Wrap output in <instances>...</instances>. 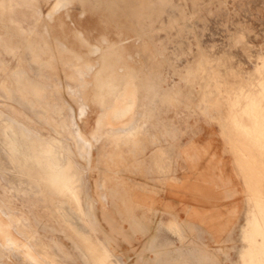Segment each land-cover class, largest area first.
<instances>
[{
	"label": "rangeland",
	"instance_id": "obj_1",
	"mask_svg": "<svg viewBox=\"0 0 264 264\" xmlns=\"http://www.w3.org/2000/svg\"><path fill=\"white\" fill-rule=\"evenodd\" d=\"M29 1L18 0L11 10H0V113L3 120L4 117L7 121L14 120L10 123L16 125V131H21L23 126L35 135L76 145L68 131L72 133L79 127L89 131L100 115L97 106L91 111L84 108L82 116L79 113V74L85 71V65L97 61L96 56H89L87 51L96 44L102 45L104 51L109 50L110 41L115 42L117 36L119 45L130 50L120 62L124 60L132 68L143 67L147 71L143 77H148L150 95L162 93L160 98L165 96L164 101L160 99L161 103L156 104L157 117L151 119V123L156 120V125L152 123L144 134L145 140H139V148L128 149L119 139L121 159L114 165L107 163L111 159L110 148L117 143L105 138L99 144L108 147L103 154L100 146L92 149L91 168L83 172L81 199L95 230L98 226L94 214L106 213L101 207L104 202L107 204L111 200L125 215L132 213L135 203L142 204V200L126 188L125 181L131 177L128 173L135 178L144 176V171L137 168L157 151L156 163L161 162V170L169 177L174 172L176 148L183 147L184 159L193 172L199 170L202 158H208L207 165L197 174L207 183L215 184L212 171L218 167L212 163L213 159L224 157L232 172L231 187L226 191L230 195H241V223L233 235L213 234V241L207 234H185V238L179 239L178 249H174L175 242L167 235V246L171 248L161 251H147L150 235L136 234L133 240L136 241L135 257H160L169 264H264V119L260 113L263 107L258 106L264 104V0H139L137 11L119 0H67L65 5L59 4L51 18L49 15L55 11L58 0H31L33 4ZM18 70H24L33 78L34 86H31L45 87L38 102L36 96L22 94L17 89L11 75ZM87 80L92 81L89 73ZM169 92L172 100L167 101L166 93ZM249 94L258 101L255 117L254 113L248 114L250 109L244 104L252 102ZM41 100L43 107L38 105ZM242 104L246 108L244 113L241 112ZM2 146L0 143V175L10 181L0 179L1 211L7 216L6 210L22 212L21 217L8 219L13 226H37L42 239L39 243L44 241L50 245L48 237L62 243L64 250L57 245L53 248L46 245L49 252L57 254L59 262L84 264V255L76 243L77 235L69 228L90 231L88 220L86 222L79 214L78 202H70L72 198L68 196L69 201L63 199L65 202L57 198L48 202L33 201L38 196H30L32 191L26 192L27 184H19L16 180L15 163L8 162L9 154ZM159 147L163 149L158 150ZM78 160L81 165L87 164L83 158L78 157ZM183 166L185 173V164ZM104 176L113 179L106 183L108 198L102 200L96 183ZM94 197L101 203L96 209ZM62 210L70 215L68 220L63 219ZM92 235L95 239L96 235L107 236L105 233ZM0 237L3 238L2 234ZM132 237L120 235L125 242ZM124 256L118 254V257ZM12 260L14 264L24 263L20 258ZM3 262L13 264L8 260Z\"/></svg>",
	"mask_w": 264,
	"mask_h": 264
},
{
	"label": "crops",
	"instance_id": "obj_2",
	"mask_svg": "<svg viewBox=\"0 0 264 264\" xmlns=\"http://www.w3.org/2000/svg\"><path fill=\"white\" fill-rule=\"evenodd\" d=\"M117 37L115 42L110 41L111 43L109 50L104 51L100 47L102 45L99 46L97 44L95 45L96 47H93H99V49L101 50L93 52V47L91 48V50H88V55L96 56L95 60L97 61H95L94 64L86 65L85 71L79 74V79H82H78V86H81H79V88L81 89V97L79 99L78 105L81 110L79 109V113L82 116L84 108L87 109V111H91L93 106L99 107L100 111L98 122H95L93 129L86 131L84 128L79 127L78 131H73L72 133L71 131H68V135L70 134L72 136L70 138H73V141L76 145L72 146L73 143H71L70 141H64L67 144L66 149L68 150L69 155L73 154L71 157L73 160V167L79 174L80 184H82V180L84 179L83 172H87V170L91 168L90 161L92 149L100 146L102 149V154L108 149V147L99 145L103 139L110 138L112 143H117L116 146L110 148L111 159L110 162L107 163V165H114L115 162L118 163L121 159V146L118 145L119 139H122L121 144L128 146V149L134 146L139 148V140H145L144 134L146 133V131H148L152 123L154 124V126L156 125V120L151 123V119L153 117H157L154 111L156 110V104L159 105L161 103L160 95H156V93H154L152 96L150 95V84L148 77H143L147 75V71H145L143 67L132 68L128 65L129 63L126 64L124 60H122L121 62L118 60L125 59L124 54L126 52H130V50H124V48L119 45ZM118 63L120 64L118 65ZM88 73L92 75V81L87 80ZM114 74L116 75L114 76ZM26 75L31 84L34 83L32 82L34 81L33 78H31V76L27 72ZM119 85L121 86L119 87ZM71 88L73 89V87ZM114 88L115 91H113ZM42 89L44 90V88ZM42 89H40L39 87V90L42 91ZM71 90L70 93L73 94ZM116 95L118 98L116 97ZM39 98L40 96L37 98V100H39ZM164 99L165 96L162 97L163 101ZM110 100H113L112 102L114 103L110 102ZM40 103L41 104L38 103V105L42 106L43 101ZM107 104L111 107H109ZM80 106H83V108ZM125 115H127L128 118L127 126L124 125L126 121ZM142 126L143 128H141ZM105 133L108 134L106 135ZM134 133L136 134L134 135ZM157 149L162 150L163 148L159 147ZM156 152L157 151L151 153L152 156L148 158V161H145L143 163V166L141 168H137L138 170L144 171V176L135 178L134 174L132 175V173H128V175L131 177H128L125 181L127 184L126 188L128 192L134 196H137L139 200H142V204L136 205L135 203L132 207V213H128L125 215L119 212L120 207H118L111 200L107 204L104 202L101 207L106 211V213H104V215L102 214V216H99L96 213L94 214L97 221L98 230H95L85 213L80 195L82 185L80 186L79 199L81 204H78V209H80L79 214L85 217L86 222L88 220V228L90 231L83 232L80 227L74 226L69 228L73 229L75 231V234L77 235L76 243L84 255V264H169L165 259H162L160 257L152 259L142 256L135 257L134 249L136 241L133 242V240L135 239L136 234L142 233L150 235V241L146 246L147 251H161L171 248L169 245L167 246V235H170V238L175 242L174 249H178V243L180 242L179 239H182V237L185 238V234H207L210 240L213 241L214 239L212 235L217 232H222L223 235H233L236 232V228L241 223L243 214V211L241 209L242 200L241 195H238L237 193L230 195L228 190L226 191V188L231 187L232 172L230 171L229 164L225 162L224 157H219L218 159L215 158L212 161L215 167H218L217 169H213L212 171V177L213 179H215V184H213L202 181L201 178H199L197 175L201 168L207 165V157L200 160L198 164L199 170L193 172V170H190L188 168V165L184 159L183 147L176 148L174 172L168 177L165 170H161V166L159 164L161 162H159L158 165L156 163ZM218 152L220 154V151ZM78 157L83 158L87 164L81 165L80 161L77 160ZM184 164L186 167L185 173H183ZM15 165L14 170L18 172V169H20L19 172H21L22 168H19V165ZM17 166L18 169L16 168ZM134 169L136 168L134 167ZM19 172L18 174H16L17 178L18 175L20 176ZM2 177L0 175V179ZM2 179L6 180L7 178ZM112 179V176H104L96 183V187L101 191L99 193V197L102 200L108 198L106 183L111 181ZM111 185L112 183L110 184V186ZM207 189L209 191H207ZM65 198L64 200L67 201L68 199ZM92 201L93 200L90 201L91 204ZM100 204L101 203H99V201L95 198L94 209L97 208V205L100 206ZM234 208L236 209L235 211L233 210ZM9 212L11 213L12 211L9 210L8 213ZM0 213L4 214L2 211ZM10 213L8 214L10 217H12L13 215V217L16 216L15 218H17V216H22L20 215L22 213ZM6 218H8L7 215ZM12 233L14 237V243L9 244L12 249L9 250V248H4L0 243V256H2L0 257L1 263L5 264L2 260H8L14 264L12 259L16 257V261L17 258H20L22 262L24 261L23 264H32V262L33 264H53L52 262H55L54 264H63L56 259V253H51L48 250H46L47 253H45L47 244L44 241H41L39 243L41 236L38 235L39 233L37 230V226H31L27 228L15 225L13 226ZM92 233H105L107 236L106 238H101V236L99 237L96 235L95 239L92 237ZM121 234L133 235L132 240L127 242L121 240ZM22 235H25L26 237H23ZM32 237L34 239H32ZM35 237L38 239L35 240ZM85 239H87L88 244L84 243L86 242ZM33 240L34 242H32ZM48 242H50V245L47 246L53 248V246L57 245L61 250H64V245L60 243L56 238L48 237ZM101 242L103 244L100 245ZM36 243L39 247L42 245L40 250L38 246L36 249ZM38 243L41 245H39ZM89 243L92 245H90ZM43 247L45 249H43ZM92 248L93 255L95 257L91 255L92 251L90 249ZM95 249H99L102 254ZM218 250L223 251L224 249L219 248ZM6 251L10 252L9 255H7ZM37 251L38 253H36ZM65 251L68 252V250ZM103 251H106V254H104ZM41 252L43 253L41 254ZM119 253H122L126 256L118 257ZM38 254H40L41 258ZM47 254L49 255V257L47 256ZM42 255L44 257H42ZM99 257L102 260H97ZM47 258H49V260H47ZM103 258H105V260ZM145 260L146 262H144ZM152 260L154 262H152Z\"/></svg>",
	"mask_w": 264,
	"mask_h": 264
},
{
	"label": "bare ground",
	"instance_id": "obj_3",
	"mask_svg": "<svg viewBox=\"0 0 264 264\" xmlns=\"http://www.w3.org/2000/svg\"><path fill=\"white\" fill-rule=\"evenodd\" d=\"M18 0H2L0 2V10H2L3 12H6L8 10H11L12 9V6L14 4L17 3ZM99 1V0H98ZM107 1V0H106ZM110 1V0H109ZM120 2L122 3H128L131 5L132 9L137 11V8H138V4L139 3V0H119ZM31 0L29 1V4H33V3H30ZM86 3V1H84ZM92 2V1H91ZM94 2V1H93ZM92 2V3H93ZM103 2V1H102ZM113 2V1H112ZM154 2V1H153ZM64 3H67V0H58V3L55 7V11L52 12L49 17L51 18L52 15L56 12V9H59V6L64 4ZM81 3V2H80ZM98 3V2H96ZM101 3V2H100ZM155 3V2H154ZM162 3V2H161ZM160 3V4H161ZM60 4V5H59ZM71 4V3H69ZM82 4V3H81ZM88 4H91V3H88ZM156 4V3H155ZM65 5V4H64ZM86 5V4H85ZM96 5V4H94ZM100 5V4H99ZM109 5V4H107ZM115 5V4H114ZM92 6V5H91ZM97 6V5H96ZM102 5L100 6H97V7H101ZM111 6V4H110ZM145 6V5H144ZM54 7V6H53ZM112 7V6H111ZM110 7V8H111ZM143 7V6H142ZM96 8V7H95ZM108 8V7H107ZM99 9V8H97ZM143 9V8H142ZM107 10V9H106ZM145 11V10H144ZM84 12V11H82ZM112 12V11H111ZM137 13V12H136ZM147 13V12H146ZM121 14V13H120ZM123 14V13H122ZM146 15V14H145ZM122 16V15H121ZM154 17V16H152ZM162 17V16H161ZM152 19V18H151ZM157 21V20H156ZM130 24V23H129ZM128 24V25H129ZM127 25V24H126ZM130 26V25H129ZM129 26H127L128 28H130ZM123 27H126L124 26L123 24ZM143 27V26H142ZM144 28V27H143ZM141 29V27H140ZM30 30V29H29ZM36 31V30H35ZM139 32V31H138ZM81 36V35H80ZM82 37V36H81ZM118 38V37H117ZM82 39V38H81ZM126 41V40H125ZM20 44V43H19ZM21 45V44H20ZM86 45V43H85ZM22 46V45H21ZM90 46V45H89ZM63 47V46H62ZM88 47V46H87ZM94 47H96L94 45ZM93 47V52H96L98 50H101L98 48H94ZM59 48V47H58ZM65 49V48H64ZM67 50V49H66ZM39 51V50H37ZM65 51V50H63ZM143 51V50H142ZM40 52V51H39ZM62 52V51H61ZM100 52V51H99ZM98 52V53H99ZM139 52V50H138ZM63 53V52H62ZM66 53V52H65ZM15 55V54H14ZM92 55H95V54H92ZM76 58V57H75ZM79 58V57H78ZM119 58V57H118ZM25 60V59H24ZM80 60V59H79ZM120 61V59H118ZM4 62V61H3ZM2 63V62H1ZM112 63V62H111ZM116 64V63H115ZM120 63H118L119 65ZM114 65V63H113ZM86 66V65H85ZM116 66V65H115ZM88 67V66H87ZM114 67V66H113ZM120 68V67H119ZM116 70V69H115ZM120 70V69H118ZM92 71V70H91ZM90 71V72H91ZM111 71V70H110ZM117 71V70H116ZM123 71V69H122ZM119 72V71H118ZM139 73V72H138ZM141 73V72H140ZM158 73V72H157ZM111 74V73H110ZM116 74H114L115 76ZM12 79L13 81L17 84V87H18V90L23 93V94H26L27 93H30L32 96H36L37 98L40 96L41 98V93L43 91L39 90V87L35 88L33 86H31V82L29 81V79L27 78V75H26V72L24 70H18V71H15V74H12ZM157 78V77H156ZM79 80H82V79H79ZM116 80V79H115ZM156 80V79H155ZM126 81V80H124ZM139 81V80H137ZM33 82V81H32ZM116 82V81H115ZM128 82V81H127ZM261 82H262V79H261ZM124 83V82H123ZM137 83V82H136ZM156 83V82H155ZM159 83V82H158ZM264 83V82H263ZM122 84V83H121ZM153 84V83H152ZM157 84V83H156ZM38 86V84H36ZM114 85V84H113ZM124 85V84H123ZM161 85V84H160ZM49 86H52V85H49ZM116 86V85H115ZM118 86V85H117ZM121 85H119L120 87ZM128 86V85H127ZM263 86V85H261ZM264 87V86H263ZM34 88V89H33ZM45 88V87H44ZM256 88V87H255ZM41 89V87H40ZM53 89V88H51ZM264 89V88H263ZM115 91V88L114 90ZM152 91V90H151ZM165 91V90H164ZM248 91H251V90H248ZM263 91V90H262ZM252 92V91H251ZM250 92V93H251ZM254 92V91H253ZM260 92V91H259ZM149 93V92H148ZM5 95H8L10 96L11 93L10 92H4ZM43 94V93H42ZM116 94V93H115ZM151 94V93H150ZM162 94V93H161ZM160 94V95H161ZM253 94V93H252ZM20 95V94H19ZM170 95V92L169 93H166V100H172L171 97L169 96ZM240 95V94H239ZM149 96V95H148ZM261 96V94H260ZM25 97V95L23 96ZM35 97L36 101L38 102L39 100H37V98ZM117 97V95H116ZM249 100L251 99L252 102H247V103H244L246 107H248L250 109V113H248L249 115H251V113L253 114L255 112V108H256V103L258 102H255V96H252L249 94ZM46 98V97H45ZM118 98V97H117ZM120 98V97H119ZM149 98V97H148ZM240 98V97H238ZM24 99V98H23ZM76 99V98H75ZM101 99V98H100ZM107 99H108V96H107ZM113 99V98H112ZM162 99V98H160ZM262 97L259 99L261 100ZM150 100V99H149ZM159 100V99H158ZM165 100V99H164ZM43 100H41L42 102ZM113 101V100H112ZM110 100V102H112ZM109 102V104H110ZM40 103V102H39ZM44 103V101H43ZM48 103V102H47ZM46 103V104H47ZM114 103V102H112ZM111 103V104H112ZM163 103V101H162ZM261 103V102H259ZM41 104V103H40ZM85 104V103H84ZM102 104V102H101ZM138 104V103H137ZM229 104V103H228ZM227 104V105H228ZM108 105V104H107ZM44 106V104H42V107ZM87 106V105H86ZM102 106V105H101ZM109 106V105H108ZM147 106V105H146ZM242 106V109H241V112L244 113L245 111V106L243 107V104L241 105ZM258 106H262L263 109L261 110L262 112L260 113H263V116L264 117V104L263 105H258ZM83 108V106H80ZM103 107V106H102ZM111 107V106H109ZM138 107V106H137ZM152 107V106H151ZM49 108V107H48ZM87 108V107H86ZM153 108V107H152ZM46 109V108H45ZM103 109V108H102ZM107 109V108H106ZM144 109V108H143ZM151 109V108H150ZM238 109V110H240ZM258 109V108H257ZM256 109V110H257ZM261 109V107H260ZM13 110V109H12ZM81 110V108H80ZM237 110V111H238ZM32 111V110H31ZM63 111V110H61ZM253 111V112H252ZM17 112V111H15ZM148 112V111H147ZM155 112V111H154ZM247 112V110H246ZM156 113V112H155ZM236 113V112H235ZM240 113V114H242ZM260 113H259V116H260ZM16 114H19V113H16ZM151 114V113H149ZM20 115V114H19ZM18 115V116H19ZM38 115V114H36ZM103 115V113H102ZM134 115V114H133ZM156 115V114H155ZM254 117H255V113L253 114ZM8 116V115H7ZM127 115H125V126L128 125V118H126ZM258 116V117H259ZM147 117V116H145ZM236 117V116H235ZM262 117V120L264 119ZM10 118V117H9ZM40 118V117H39ZM43 119V118H42ZM48 119V118H47ZM149 119V118H148ZM9 121H7L4 117V120L2 119V115L0 113V143L1 145H3L2 147H4L7 151V153L9 154V158H7V160H9L8 162H10L11 164L15 163L16 165H19V168H22L21 172H19L20 169H18V166L16 167L18 169V172L20 174V176L18 175V178H16V180L18 179L19 181V184H27V193H31L32 191V194H30V196L34 197V196H38L36 199H34L33 201H35L37 203V201L39 202L40 200L41 201H50L49 199H62L61 201H64L63 199L67 196H69L70 198H72V202L75 201L76 203L78 202V204L80 203V197H79V192H80V178H79V174L78 172L75 170V168L73 167V160H72V155H69L68 153V150L66 149V146L67 144L64 142V141H59L58 139H55V138H50L48 139V137H42L41 135H35V132L34 134L29 131L28 129H25L22 128H18L20 129L21 131H16L15 129H17V127H15L16 125H12L11 123L14 121L13 119H8ZM10 120H13L12 122ZM67 120V119H66ZM65 120V121H66ZM69 120V119H68ZM132 120V119H131ZM235 120V119H234ZM49 121V120H48ZM144 121V120H143ZM255 121V120H254ZM261 121V120H260ZM259 121V122H260ZM11 122V123H10ZM16 122V121H15ZM55 122V121H54ZM62 122V121H61ZM64 122V121H63ZM70 122V121H69ZM72 122V121H71ZM98 122V121H97ZM234 122V121H233ZM256 122V121H255ZM59 123V122H58ZM101 123V122H100ZM134 123V121H133ZM235 123V122H234ZM258 123V122H257ZM14 124H17V123H14ZM19 124V123H18ZM52 124V122H51ZM65 124V123H64ZM69 124V123H68ZM73 124H76V123H73ZM97 124V123H96ZM20 125V124H19ZM49 125V124H47ZM56 125V124H55ZM251 125V124H250ZM259 125V124H258ZM35 126V125H34ZM37 126V125H36ZM58 127V125H56ZM61 126V125H60ZM65 126V125H64ZM132 126V125H131ZM260 126V125H259ZM264 126V125H263ZM21 127V125H20ZM66 127V126H65ZM74 127V126H73ZM135 127V126H134ZM62 128V127H61ZM143 128V126L141 127ZM145 128V127H144ZM250 128V127H249ZM257 128V127H256ZM261 129V127H259ZM33 129V128H32ZM53 129V128H52ZM58 129V128H57ZM146 129V128H145ZM54 130V129H53ZM67 130V129H66ZM248 130V129H247ZM262 130V129H261ZM37 131V130H36ZM57 131V130H55ZM78 131V129H77ZM120 131V130H119ZM124 131V130H123ZM139 131V130H138ZM250 131V129H249ZM259 131V130H258ZM59 132V131H58ZM65 132V131H64ZM142 132V131H141ZM145 132V131H144ZM251 132V131H250ZM66 133V132H65ZM109 133V132H108ZM107 133V134H108ZM119 133V132H118ZM260 133V132H259ZM68 134V133H67ZM106 134V133H105ZM106 134V135H107ZM113 134V133H112ZM115 134V133H114ZM117 134V133H116ZM126 134V133H125ZM136 133H134L135 135ZM142 134V133H141ZM258 134V133H257ZM263 134V133H262ZM261 134V135H262ZM64 135V134H63ZM110 135V134H109ZM58 136V135H57ZM61 136V135H60ZM106 137V136H105ZM113 137V136H112ZM104 138V137H103ZM63 139V138H62ZM264 141V139H263ZM71 142V141H70ZM263 143V142H262ZM92 145V144H91ZM73 146V145H72ZM263 147V145H262ZM96 148V147H95ZM5 149L3 151H5ZM73 149V148H72ZM77 149V148H76ZM243 150V149H242ZM264 150V149H263ZM246 151V150H245ZM248 152V151H247ZM1 153V151H0ZM6 153V154H7ZM88 154V153H87ZM90 154V153H89ZM261 158V157H260ZM77 159V158H76ZM78 160V159H77ZM251 161V159H250ZM253 161V160H252ZM251 161V163H252ZM255 161V160H254ZM258 161V160H257ZM250 163V162H249ZM262 163V162H261ZM14 164V165H15ZM263 164V163H262ZM15 165V166H16ZM260 165V164H259ZM21 166V167H20ZM261 166V165H260ZM9 168V167H7ZM15 168V167H14ZM85 170V169H84ZM1 171V169H0ZM81 175V174H80ZM3 176V175H2ZM1 176V177H2ZM5 176V175H4ZM9 176V175H8ZM17 176V175H15ZM85 176V175H84ZM10 177V176H9ZM3 178V177H2ZM7 178V177H5ZM4 180V179H3ZM7 180V179H6ZM10 180V179H9ZM12 180V179H11ZM27 180V181H25ZM82 180V179H81ZM80 184V185H79ZM252 184V183H251ZM22 185H18V186H22ZM18 186H16L18 188ZM12 187V186H11ZM26 187V186H25ZM13 188V187H12ZM11 188V189H12ZM23 188V187H22ZM25 189V188H23ZM82 189V188H81ZM9 190V189H8ZM10 191V190H9ZM17 191V190H16ZM23 191V190H22ZM23 191V192H25ZM25 192V193H26ZM23 193V194H25ZM26 193V194H27ZM81 195V194H80ZM107 197V196H106ZM65 198V199H66ZM33 199V198H31ZM54 201V200H53ZM69 201V200H68ZM30 202V201H29ZM65 202V201H64ZM70 202H71V199H70ZM74 202V203H75ZM93 202V201H92ZM33 203V202H32ZM51 203V202H50ZM54 203V202H53ZM62 203V202H61ZM76 203L74 204V206H76ZM34 204V203H33ZM73 204V203H71ZM77 204V205H78ZM81 204V203H80ZM63 207V206H62ZM6 208V206L4 207ZM8 208V207H7ZM11 208V207H10ZM79 208V207H78ZM13 209V208H11ZM255 209V208H254ZM2 210V209H1ZM15 210V208H14ZM18 210V209H17ZM60 210V209H59ZM80 210V209H79ZM257 211V210H256ZM1 212V211H0ZM4 213V212H3ZM5 213H8L5 212ZM10 213V212H9ZM12 213V212H11ZM10 213V214H11ZM17 213V212H16ZM22 213V212H20ZM264 213V212H263ZM24 214V213H23ZM22 215V214H20ZM254 215L253 217H255V214H251L250 216ZM14 216V215H13ZM25 216V215H24ZM28 216V215H27ZM62 216H63V219L65 220H68L70 218V215L65 212L64 210H62ZM10 216H8L9 218ZM16 217V216H15ZM21 217V216H20ZM0 218H3V221L0 219V234H2L3 238L0 237V243L1 245L5 248H9L12 249V247L9 246V244H13L14 243V237H13V224L10 222L11 220H9L8 218H6V214H2L0 213ZM28 218V217H27ZM29 219V218H28ZM251 219V218H250ZM19 221V220H18ZM17 221V223H19ZM24 221V220H23ZM30 221V220H29ZM28 221V222H29ZM255 221V220H254ZM25 222V221H24ZM27 222V221H26ZM250 222V221H249ZM253 222V221H252ZM30 223V222H29ZM246 223V222H245ZM25 223H22V225H24ZM28 224V223H26ZM247 224V223H246ZM255 224V223H254ZM20 225V223H19ZM18 226V225H17ZM30 226V225H28ZM32 226V225H31ZM259 226V225H258ZM24 227H27L24 225ZM28 228V227H27ZM245 228V227H244ZM247 228V227H246ZM250 228V227H249ZM254 228V227H253ZM20 231V230H19ZM262 231V230H260ZM23 232V230H22ZM27 232V231H26ZM18 233V232H17ZM19 234V233H18ZM21 234V233H20ZM15 235V233H14ZM27 235V234H26ZM23 237L25 235H22ZM256 236V235H255ZM263 236V235H262ZM26 237V236H25ZM29 237V236H28ZM27 237V238H28ZM249 237V236H248ZM252 238V236H250ZM21 239V238H20ZM32 239H34L32 237ZM38 239L35 237V240ZM249 239V238H248ZM94 240V239H93ZM247 240V239H246ZM245 240V241H246ZM264 240V239H263ZM86 244L87 243V239H85ZM89 241V240H88ZM248 241V240H247ZM255 241V240H254ZM254 241H251V242H254ZM25 242V241H24ZM34 242V240L32 241ZM93 242V241H92ZM99 242V241H98ZM103 242V241H102ZM100 243L103 244V243ZM17 243V242H16ZM26 243H27V239H26ZM97 243V242H96ZM105 243V242H104ZM107 243V241H106ZM20 244V243H19ZM30 244V243H29ZM34 244V243H33ZM39 244V243H38ZM90 244V243H89ZM253 244V243H252ZM258 244V243H257ZM35 245V244H34ZM41 245V244H40ZM92 245V244H90ZM94 245V244H93ZM106 245V244H105ZM250 247H251V244H249ZM254 245V244H253ZM264 245V244H262ZM37 243H36V249H37ZM42 246V245H41ZM84 246V245H83ZM95 246V245H94ZM98 246V245H97ZM16 247V246H15ZM92 247V246H91ZM96 247V246H95ZM101 247V246H100ZM98 247V248H100ZM263 247V246H262ZM30 248V247H29ZM261 248V247H259ZM32 249V248H31ZM43 249H45L43 247ZM251 249V248H250ZM253 249V248H252ZM6 250V249H5ZM4 250V251H5ZM39 250H40V247H39ZM47 249H45L46 251ZM91 251L93 250L90 249ZM96 251L99 249H95ZM104 250V249H102ZM15 251V250H14ZM17 251H20V250H17ZM36 251V250H35ZM7 252V251H6ZM40 252V251H39ZM44 252V251H43ZM41 252V254L43 253ZM100 252V251H99ZM106 251H103L104 254ZM255 252V251H254ZM18 253V252H17ZM38 253V251L36 252ZM47 253V251L45 252ZM102 254V252H100ZM100 253H99V256H100ZM15 254V253H14ZM98 254V253H97ZM259 255V253H257ZM3 255V254H2ZM19 255H20V252H19ZM17 255V256H19ZM28 255V254H27ZM37 255V254H36ZM40 256V254H38ZM43 255H46V254H43ZM42 255V257H44ZM91 255H93V251L91 253ZM252 255V254H251ZM255 254H253L254 256ZM47 256L49 257V255L47 254ZM94 256V255H93ZM2 257V256H0ZM4 257V255H3ZM95 257V256H94ZM102 257V256H101ZM5 258V257H4ZM13 258V256H12ZM16 258V257H15ZM39 258V257H38ZM41 258V256H40ZM51 258V257H50ZM244 260H246V257L245 255L243 256ZM3 259V258H2ZM96 259V258H95ZM101 259L100 257L97 259L99 260ZM105 260V258H103ZM108 259V258H106ZM253 259V258H252ZM34 260V259H33ZM42 260V259H41ZM47 260H49V258H47ZM102 260V259H101ZM100 260V261H101ZM258 260V259H257ZM3 261V260H2ZM30 261V260H29ZM38 261V260H37ZM44 261V260H43ZM53 261V260H52ZM51 261V262H52ZM108 261V260H107ZM1 262V261H0ZM39 262V261H38ZM49 262V261H48ZM50 262V263H51ZM257 262V261H256ZM53 264L55 262H52ZM245 263V262H244ZM243 263V264H244ZM247 263V262H246ZM251 263V262H250ZM260 263V261H259ZM263 263V262H262ZM33 264V262H32ZM58 264V263H56Z\"/></svg>",
	"mask_w": 264,
	"mask_h": 264
}]
</instances>
